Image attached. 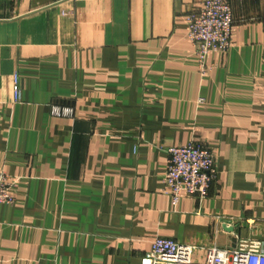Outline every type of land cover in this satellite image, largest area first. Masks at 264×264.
Masks as SVG:
<instances>
[{
  "label": "crops",
  "instance_id": "1",
  "mask_svg": "<svg viewBox=\"0 0 264 264\" xmlns=\"http://www.w3.org/2000/svg\"><path fill=\"white\" fill-rule=\"evenodd\" d=\"M203 1L0 0V169L17 178L0 264H141L157 237L196 258L264 248V0H230L206 75L188 34ZM192 141L217 179L175 204L167 150Z\"/></svg>",
  "mask_w": 264,
  "mask_h": 264
},
{
  "label": "built area",
  "instance_id": "2",
  "mask_svg": "<svg viewBox=\"0 0 264 264\" xmlns=\"http://www.w3.org/2000/svg\"><path fill=\"white\" fill-rule=\"evenodd\" d=\"M236 24L230 0H204L188 16V34L195 46L202 75L212 68V52L227 53L232 45ZM18 93V86L15 85ZM71 104H53L52 113L59 117H73ZM168 162L163 179L164 191L175 204L188 196L203 201L209 196L212 183L218 175V158L211 148L192 141L168 148ZM17 178L0 169V204H13ZM247 249L216 246L205 249L203 258H196L198 246L175 239L157 237L152 249L141 264H264V248L259 240L250 239Z\"/></svg>",
  "mask_w": 264,
  "mask_h": 264
}]
</instances>
